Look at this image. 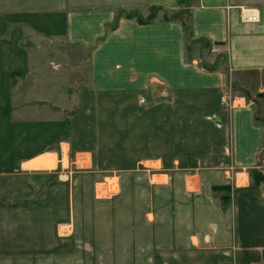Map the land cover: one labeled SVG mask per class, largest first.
Returning <instances> with one entry per match:
<instances>
[{
	"label": "crops",
	"instance_id": "0c3cea01",
	"mask_svg": "<svg viewBox=\"0 0 264 264\" xmlns=\"http://www.w3.org/2000/svg\"><path fill=\"white\" fill-rule=\"evenodd\" d=\"M181 2L0 0V264H264V0ZM151 8L183 12L191 38L182 19L124 16ZM52 42L88 54L91 100H122L123 115L131 103L128 115L154 116L156 133L163 117L171 132L200 118L211 140L195 171L133 172L101 198L95 175L56 179L47 150L68 105L53 103L34 57Z\"/></svg>",
	"mask_w": 264,
	"mask_h": 264
},
{
	"label": "rangeland",
	"instance_id": "374dc122",
	"mask_svg": "<svg viewBox=\"0 0 264 264\" xmlns=\"http://www.w3.org/2000/svg\"><path fill=\"white\" fill-rule=\"evenodd\" d=\"M188 5L189 0H182L180 4L183 7ZM179 13V19H182L187 30L189 20L183 12ZM171 15L173 13L149 10L141 18L145 19L148 16L162 18ZM35 39L38 45H43V40ZM47 44L50 46L46 47V53L40 51L39 57L37 54L34 56L40 64L38 72L47 70L45 80L50 81L47 86L53 88L51 95H55L56 98L53 103L68 105L65 117L55 114V118L64 121L66 130L47 150L56 158V161L54 158L51 163L52 173L56 179L58 176L65 179L66 175L68 180V177L82 173L95 175L103 183L97 186V197L101 198L109 190L115 191L123 176L133 172L170 176L179 171H195L196 164L193 158L201 159L203 142L211 140L210 134L203 132V127L198 123L200 118H196L194 130V127L188 126L187 118L181 117L179 132H171L169 124L165 123L171 118L163 117L164 131L156 133L154 116L128 115V107L131 103H127L126 115H123L125 107L122 100H115L105 93L95 95V97L99 95V100H91L90 93L86 92L88 65L85 63L88 54L65 48L59 42ZM50 60L53 62H49ZM81 91L85 92L87 97L82 102L76 103L74 94ZM59 93L58 99L56 95ZM33 103L35 107L42 108L43 103ZM152 103V101L146 102L147 105ZM134 108L144 110L145 105L135 104V107L130 109ZM96 109L101 112L100 115L91 116L87 113L90 110L96 112ZM81 111L82 115H79ZM147 111L148 109L143 112ZM106 112L115 115L106 116ZM137 112L138 110H133L132 114ZM155 143L160 147H156ZM51 156L47 160L40 159V161L46 166L51 161ZM163 178L165 177H156L160 180ZM62 232L63 235L65 232Z\"/></svg>",
	"mask_w": 264,
	"mask_h": 264
},
{
	"label": "trees",
	"instance_id": "16d2710c",
	"mask_svg": "<svg viewBox=\"0 0 264 264\" xmlns=\"http://www.w3.org/2000/svg\"><path fill=\"white\" fill-rule=\"evenodd\" d=\"M189 1H193V0H189ZM151 11H159L158 8H151L150 9ZM122 15V13L120 14ZM118 14V17L120 16ZM124 16L126 18H133L135 17L137 19V21L141 24H147V23H150L151 21H153L156 17L154 16H148L146 17L145 19H142L139 14H137L136 12H132V13H127V14H124ZM180 15L178 14H173L171 15L170 17H166L164 16L163 17V20L167 21V20H172V19H179ZM182 24H183V27H184V31L186 33V38L189 40L191 38V32H190V29L188 27V29L186 30V27L182 21ZM116 25H117V20L112 24V26L110 27L111 29H114L116 28ZM255 180H256V183H259L261 181V177L259 175H255Z\"/></svg>",
	"mask_w": 264,
	"mask_h": 264
},
{
	"label": "built area",
	"instance_id": "2783aa9c",
	"mask_svg": "<svg viewBox=\"0 0 264 264\" xmlns=\"http://www.w3.org/2000/svg\"><path fill=\"white\" fill-rule=\"evenodd\" d=\"M240 19L246 23H255L257 21V15L253 10L240 8ZM221 102L224 104H233V101L229 100L228 96H222Z\"/></svg>",
	"mask_w": 264,
	"mask_h": 264
},
{
	"label": "bare ground",
	"instance_id": "6f19581e",
	"mask_svg": "<svg viewBox=\"0 0 264 264\" xmlns=\"http://www.w3.org/2000/svg\"><path fill=\"white\" fill-rule=\"evenodd\" d=\"M257 21H258V17H257ZM257 21H256V22H257ZM243 22H244V21H243ZM41 165H42V164H41V163H39L38 165H35V166H41Z\"/></svg>",
	"mask_w": 264,
	"mask_h": 264
},
{
	"label": "water",
	"instance_id": "95a60500",
	"mask_svg": "<svg viewBox=\"0 0 264 264\" xmlns=\"http://www.w3.org/2000/svg\"><path fill=\"white\" fill-rule=\"evenodd\" d=\"M258 97H264V93L263 94H259Z\"/></svg>",
	"mask_w": 264,
	"mask_h": 264
}]
</instances>
